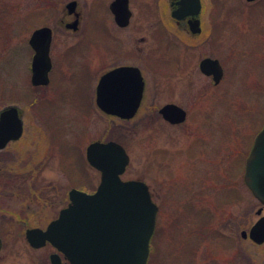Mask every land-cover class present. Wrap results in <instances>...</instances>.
Segmentation results:
<instances>
[{
	"label": "rangeland",
	"instance_id": "rangeland-1",
	"mask_svg": "<svg viewBox=\"0 0 264 264\" xmlns=\"http://www.w3.org/2000/svg\"><path fill=\"white\" fill-rule=\"evenodd\" d=\"M67 1L0 0V92L25 120L22 137L2 153L26 157L22 170L37 172L33 185L54 190L58 202L70 187L95 189L99 172L86 161V146L115 140L129 156L122 178L145 181L158 206L148 264H225L239 253L258 264L264 242L241 231L264 215L243 181L245 158L264 122V0H219L217 33L194 37L167 29L166 0H132L125 29L102 13L112 20L110 0H77L76 31L64 27L73 18ZM43 25L53 30L52 68L47 86H35L28 39ZM158 25L167 36L154 35ZM113 36L130 50L124 60L144 80L140 106L126 120L94 105L98 75L117 64L106 53L119 46ZM205 56L223 68L218 83L198 67ZM167 102L186 111L183 122L161 117Z\"/></svg>",
	"mask_w": 264,
	"mask_h": 264
},
{
	"label": "water",
	"instance_id": "water-1",
	"mask_svg": "<svg viewBox=\"0 0 264 264\" xmlns=\"http://www.w3.org/2000/svg\"><path fill=\"white\" fill-rule=\"evenodd\" d=\"M181 1L182 5H190L188 0ZM75 4L72 0L65 5L69 13L74 11ZM193 6L199 7L197 0ZM109 8L118 24L128 22V0H113ZM194 10L190 12L194 13ZM68 27L76 29L77 19ZM51 37L52 29L47 25L35 28L29 36L28 44L33 50L30 63L32 85L49 83ZM198 66L215 83L223 75L217 58L203 57ZM143 88L138 67H115L99 77L95 103L105 113L129 119L137 111ZM158 111L170 123H181L186 117L185 110L175 103H166ZM15 112L14 107H8L1 113L0 147L7 139L20 134L21 121L15 117ZM85 157L100 172V180L91 193L74 187L69 190L68 205L60 210L52 223L57 249L73 264H145L158 210L148 185L141 179L121 177L129 156L117 141H92L86 146ZM243 181L264 205V124L256 133L245 159ZM241 234L246 235L245 231ZM248 236L257 243L264 240V215L250 227Z\"/></svg>",
	"mask_w": 264,
	"mask_h": 264
},
{
	"label": "flooded vegetation",
	"instance_id": "flooded-vegetation-1",
	"mask_svg": "<svg viewBox=\"0 0 264 264\" xmlns=\"http://www.w3.org/2000/svg\"><path fill=\"white\" fill-rule=\"evenodd\" d=\"M69 1L64 4L65 9V5ZM74 1L76 2L74 11L69 13L66 9L67 15H72L73 18L72 20L65 22L64 27L65 29L76 31L79 27L80 13L77 10V0ZM111 1L113 0L108 2L107 8L112 20H110V17H107L102 10L103 6L105 8V1L103 2L100 10H102V13L108 22H113L114 24H112L118 29H125L129 26L132 19V10L130 8L132 0H128L130 16L125 25H120L115 21L114 15L109 8ZM245 1L254 2L258 0ZM188 2L190 5H182L181 0H166L168 10V19L166 21L167 29L171 30V28L174 27L175 31L179 33V36L183 33L192 37L203 33H213V35H215L217 30L220 28L215 23V20L217 18V14L219 13V11L217 12V8H221V6L217 5L221 2L219 0H197L199 6L198 8L193 6V2H195V0H188ZM184 8L186 12H183L185 11ZM195 8H197V10H194ZM230 9L231 8L229 7V11ZM192 10H194V13L190 12ZM229 11L227 9L228 15ZM74 19H77L76 29L68 27V24ZM89 23L90 22H88V25ZM167 29L158 25L155 29L154 35L167 36ZM87 30L88 29H86V31ZM113 37L114 40L118 39L115 36ZM158 38L160 39L162 37L158 36ZM118 43L119 46L106 50V53L110 56V58L112 57L114 60H117V64L103 70L98 75L96 84L99 77L104 72L112 68L120 66H136L132 63H126L128 61H125L124 58L129 56L131 52L130 50H126L122 47L123 45L119 39ZM96 84L94 86V105L97 109H99L95 103ZM3 97V93L0 92V117L1 113L6 108L14 107L16 109L15 117L21 121V131L18 137L7 139L4 145L0 147V264H73L66 258L61 250L57 249L55 245V231L52 227V223L57 218L60 210L66 207L69 203V189L66 193L64 192L59 196L60 200L57 202L54 190L49 187L38 188L33 185V181L38 176L37 172L22 170L24 165L28 164L26 157H14L2 153L6 147L12 143H16L25 131L23 110L15 103L3 104V100L5 99ZM99 110L105 115L113 116L112 114L103 112L101 109ZM7 135L9 134L7 133ZM26 168L27 167L25 166V169ZM242 231H245L246 234L242 237L248 238L249 229ZM263 242L264 240L257 244H261ZM149 249L151 252V245ZM150 252L146 264H148ZM235 258L240 261V264H256V262L259 261V258L258 260H254L248 253H244L243 255L242 253H239L238 258L233 254H229L228 258L225 260V264H232V260ZM213 260L214 259H212V261ZM209 261H211V259H209ZM214 262L216 263V261ZM258 264H264V258H261Z\"/></svg>",
	"mask_w": 264,
	"mask_h": 264
},
{
	"label": "trees",
	"instance_id": "trees-1",
	"mask_svg": "<svg viewBox=\"0 0 264 264\" xmlns=\"http://www.w3.org/2000/svg\"><path fill=\"white\" fill-rule=\"evenodd\" d=\"M80 188H83V187H80Z\"/></svg>",
	"mask_w": 264,
	"mask_h": 264
}]
</instances>
